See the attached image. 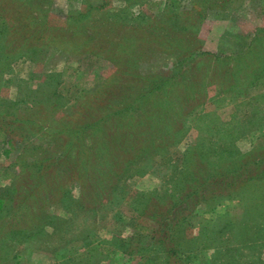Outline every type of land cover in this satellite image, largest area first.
Instances as JSON below:
<instances>
[{
  "label": "rangeland",
  "instance_id": "374dc122",
  "mask_svg": "<svg viewBox=\"0 0 264 264\" xmlns=\"http://www.w3.org/2000/svg\"><path fill=\"white\" fill-rule=\"evenodd\" d=\"M5 1L11 0H0V7ZM21 1L12 0L11 7L34 16L31 35L8 43L0 35V264H161L162 248L143 229L150 222L139 212L145 196L170 198L188 185V149L202 148L211 158L224 143L234 157L251 152L264 158V0ZM42 9L47 29L36 35L44 27ZM81 13L88 14L85 20ZM75 27L106 42L129 31L147 55L137 68L140 77L179 81L181 72L199 84L195 99L169 96L166 122L177 130L165 143L152 147L148 141L140 155L136 146L121 152L131 162L119 171L116 191L106 193L111 202L98 208L82 206L81 185L66 177L79 153L68 152V142L72 128L95 117L81 109L76 115L81 102L116 67L106 53L69 54L52 44L50 36ZM173 39L177 51L164 50ZM198 49L208 53L201 62L186 58L175 65ZM231 68L240 74L223 84L220 76ZM97 140L86 138L93 147ZM131 238L142 250L122 254L120 245ZM178 239L184 264H264V176L231 196L199 203L178 228Z\"/></svg>",
  "mask_w": 264,
  "mask_h": 264
},
{
  "label": "trees",
  "instance_id": "16d2710c",
  "mask_svg": "<svg viewBox=\"0 0 264 264\" xmlns=\"http://www.w3.org/2000/svg\"><path fill=\"white\" fill-rule=\"evenodd\" d=\"M11 3L12 0L5 1V3H1L2 7H0L1 27H3L0 29V35L7 43L8 39L16 35L23 39L26 33L31 35L29 29L31 30L32 27L29 26L32 19L34 20L33 15L30 17L26 13H22L24 9L11 7ZM15 9L19 10L13 13ZM40 13L44 18L41 26L44 27H39L36 35L41 29H47L45 27L48 23L47 10L42 9ZM81 15L84 20L88 16L86 13H81ZM82 20H75V22L80 23ZM25 28L27 29L24 32ZM67 32L70 34H66V36H56L55 34L50 36L52 44H57L59 48L69 54L90 53L104 56L102 54L106 53L105 57L109 58L116 67L114 74L106 78L96 90L88 94L87 99L81 102L76 115L81 109V111L87 110L90 112L89 114L92 113L91 117L95 114V117L93 116L90 121H86L81 126L72 128L68 142V152L77 148L79 153L78 157L72 160V167L68 168L70 173H67L66 177H69L71 184L77 182L81 185L79 203L82 206L98 208L111 202L106 198V193L116 191L117 176L121 174L119 171H123L124 168L128 169L131 162L125 159L121 152L133 151L136 146L135 153L140 155L148 151V141L152 143V147L157 146L158 143H165L169 138L170 130H177L171 126L172 122H166L167 118L171 117L168 112L170 101L167 102L169 96H176L177 99L184 101H186L185 98L195 99L199 84L190 77H183L181 72L178 74L179 77L182 76L188 81L184 84L182 78L178 81L175 76L171 79L159 78L154 75L140 77L137 74V68L147 55L139 50L140 43L129 31L125 32L124 37L120 36L111 42H106L102 37L97 38L91 34L81 35L77 27L73 31ZM42 38H44V31ZM173 40L174 43L168 44V48H163L161 46L163 43L160 47L166 51L170 49L177 51L179 48L175 45L177 41ZM20 48L23 47L20 46L17 50ZM207 54L200 49L191 51L189 56L177 58L175 65L182 66L187 61L186 58L201 62ZM236 72L240 74L239 68L237 71L231 68V73L229 70L224 72L221 74L220 80L224 81L223 84L229 82L235 78L233 76ZM238 77L241 76L236 78L238 79ZM117 84L124 88H120L119 91L115 88ZM125 100H127L123 105L125 108H122L119 104ZM104 102L105 106L102 105ZM153 107H159V109L155 111ZM139 111L142 116L137 118L136 113ZM141 124L147 125L144 126L146 129H139ZM156 128L159 132L157 131L153 134V138L149 139L148 135L152 136L150 132L156 131ZM87 136H93L94 139L100 137L101 141L97 140L96 147H93L86 142ZM125 140L130 142H125ZM7 143L10 147L5 149V152L9 154L12 151L13 139L9 138ZM122 146L124 147L120 150L119 147ZM226 146L224 143L220 144V150L219 147L216 148V153L213 152L211 158L209 152L202 148L192 151L194 147H191L185 156L189 163L188 169L186 168L184 171L185 177L191 176V178L187 179L188 185L182 187L185 188L183 195L182 188L178 193L172 194L170 198H167L164 193L163 197L156 199L154 196L157 195V192H153L150 196H145L147 198L142 201V209L139 214L144 220H148L150 225H141L145 227L143 229L146 230L149 237L158 242L162 248L161 257L158 260H163L161 264H184L179 257V254L184 251L179 245L178 228L187 220L199 203L209 197L231 196L237 187L256 177L264 176V158L257 159L251 152L234 157L232 153L224 152L225 149L227 150ZM50 166L48 163L45 168H51ZM82 171L85 172L84 176L81 175ZM91 174L94 175L90 176ZM168 199L172 201L167 202ZM139 231L142 232L141 229ZM127 243L130 246L127 247ZM140 245L142 244L135 243L131 238L125 240L119 250L122 254L131 256L140 253L142 250Z\"/></svg>",
  "mask_w": 264,
  "mask_h": 264
}]
</instances>
